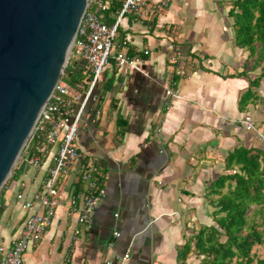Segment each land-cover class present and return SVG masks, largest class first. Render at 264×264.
Returning a JSON list of instances; mask_svg holds the SVG:
<instances>
[{"label":"crops","instance_id":"crops-1","mask_svg":"<svg viewBox=\"0 0 264 264\" xmlns=\"http://www.w3.org/2000/svg\"><path fill=\"white\" fill-rule=\"evenodd\" d=\"M101 1L120 9L122 0ZM165 1L168 5L149 20L122 18L112 53L126 38V54L143 64L140 70L120 68L110 59L99 76L76 137L79 159L62 176L51 224L29 245L22 264H179L177 252L186 238L213 224L206 194L223 174L225 157L240 146L259 145L255 135L263 129L264 82L258 100L241 111L240 97L256 73L236 76L248 69L246 52L233 42L228 12L234 0ZM117 12L110 22L106 11L102 18L112 24ZM70 65L89 74L78 57ZM246 119L254 130L246 129ZM21 163L0 194L1 248L20 236L27 216L17 194L32 200L45 177L28 163L20 170ZM88 165L95 166L105 197L86 229L69 199ZM89 191L84 183L77 207ZM65 192L69 198L61 197ZM194 262L190 257L186 264Z\"/></svg>","mask_w":264,"mask_h":264},{"label":"built area","instance_id":"built-area-1","mask_svg":"<svg viewBox=\"0 0 264 264\" xmlns=\"http://www.w3.org/2000/svg\"><path fill=\"white\" fill-rule=\"evenodd\" d=\"M167 5L168 2L165 0L155 3L151 0H122L115 22L108 24L102 18V13L108 9L107 4L101 0L88 1L70 56L78 57L85 62L92 80L86 90L83 85H79V91L59 80L43 105L24 146L20 162L25 161L26 164L43 170L45 177L40 190L33 195L32 200L25 201L21 193L17 194L16 198L22 202L27 216L20 236L10 247H0L2 254L0 264H22L29 245L38 242L51 224L60 197L61 178L79 159L76 137L83 119L84 108L90 99L94 100L95 85L110 59H113L120 68L140 70L139 67L143 64L142 58L129 57L126 54L125 48L128 44L126 38L122 41L120 49L112 53L122 18L125 15H132L141 21H146ZM147 53L144 52L145 55ZM167 94L173 98L178 97L176 91L167 90ZM244 122L247 130H254L249 119ZM259 136L261 137L260 134ZM96 171L94 165H88L81 173L80 179L87 183L90 189L81 199V205L77 207V197L71 196L69 199L72 211L78 215V223L86 229L93 224L99 205L105 197V189L98 186ZM35 204L38 205L37 209ZM175 215V218H181L176 213L169 216ZM119 235L117 232L113 233L114 238H118ZM126 257L127 255L122 261Z\"/></svg>","mask_w":264,"mask_h":264},{"label":"trees","instance_id":"trees-1","mask_svg":"<svg viewBox=\"0 0 264 264\" xmlns=\"http://www.w3.org/2000/svg\"><path fill=\"white\" fill-rule=\"evenodd\" d=\"M118 10V4L109 6L105 13L107 21H112L111 16ZM228 16L233 19L234 45L246 52L244 69L248 70L236 76L248 79V72L256 73L253 79H248L247 90L240 97L242 111L258 100V88L264 82V0H234ZM122 41L117 45L118 50ZM128 56L133 55L129 53ZM60 80L76 91L79 85L86 90L92 75L72 68L69 63ZM178 80L174 75L173 81L177 83ZM124 126L122 121L120 127ZM224 163L223 174L210 183L206 194L213 208V224L201 226L186 238L177 252L179 264H186L190 257H195L193 264H264V259H255L252 252L256 245H264V141L254 148L234 149ZM17 173L16 167L10 179L16 178ZM83 185L79 178L75 197ZM2 191L3 188L0 194Z\"/></svg>","mask_w":264,"mask_h":264},{"label":"water","instance_id":"water-1","mask_svg":"<svg viewBox=\"0 0 264 264\" xmlns=\"http://www.w3.org/2000/svg\"><path fill=\"white\" fill-rule=\"evenodd\" d=\"M88 1L0 0V191L65 74Z\"/></svg>","mask_w":264,"mask_h":264},{"label":"rangeland","instance_id":"rangeland-1","mask_svg":"<svg viewBox=\"0 0 264 264\" xmlns=\"http://www.w3.org/2000/svg\"><path fill=\"white\" fill-rule=\"evenodd\" d=\"M175 57H173V59H174ZM71 60H72V57L69 55V58H68V63L67 64H69L70 62H71ZM174 63V62H173ZM62 81V80H61ZM262 83V82H261ZM260 89V88H259ZM258 89V90H259ZM259 93V92H258ZM261 124L260 125H262V132H259V134L261 135V137L259 136V134L258 133H256V135H255V138H256V143H260L261 141H264V120L263 121H261L260 122ZM25 148V147H24ZM23 153H24V149H23V151H22V153L20 154V157L23 155ZM20 157L18 158V160H17V163H16V165L14 166V168H13V170L17 167V165H18V163L20 162ZM13 170H12V172H11V174H10V176H9V178L7 179V181L11 178V175H12V173H13ZM7 181H6V183H7ZM5 183V184H6ZM210 213H212V212H210ZM255 220L257 221V222H259V219L258 218H255ZM253 255L255 256V259H264V245H256L254 248H253ZM255 264V263H254Z\"/></svg>","mask_w":264,"mask_h":264}]
</instances>
